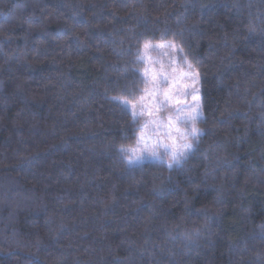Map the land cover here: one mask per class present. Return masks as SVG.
I'll list each match as a JSON object with an SVG mask.
<instances>
[{
  "label": "trees",
  "instance_id": "16d2710c",
  "mask_svg": "<svg viewBox=\"0 0 264 264\" xmlns=\"http://www.w3.org/2000/svg\"><path fill=\"white\" fill-rule=\"evenodd\" d=\"M162 34L201 73L172 171L113 100ZM0 264H264V0H0Z\"/></svg>",
  "mask_w": 264,
  "mask_h": 264
},
{
  "label": "snow or ice",
  "instance_id": "6c2138e0",
  "mask_svg": "<svg viewBox=\"0 0 264 264\" xmlns=\"http://www.w3.org/2000/svg\"><path fill=\"white\" fill-rule=\"evenodd\" d=\"M249 33L255 35L256 27L250 25ZM165 49H171L173 52L184 51L174 40H165L163 34L158 43L145 39L142 48H137V59L145 61L146 67L142 73L140 69H133L134 75L141 73L139 83L143 86L141 88H136L135 85L126 86L127 95L131 99L113 97V100L122 109L130 110L134 129L138 126L140 118L147 117L138 135L133 131V135L137 136L136 146L120 147V152L129 165L142 164L146 159L164 163L161 156L163 151L168 157L166 167L172 171L174 168L182 167L183 162L194 152L199 137L203 135L202 130L197 127V122L203 120L204 116L201 89L198 87L201 83L200 71L188 62L185 55L184 61L188 68L186 74L177 76L174 68L171 73L165 72L164 63L152 57L153 51ZM170 63L175 64V58ZM189 88L190 92L187 91ZM189 97L192 104L186 108L176 107L182 102L186 104ZM161 113H166V118L161 117ZM187 125H190V131L184 127ZM193 141H196V144ZM186 238L191 240L187 235Z\"/></svg>",
  "mask_w": 264,
  "mask_h": 264
},
{
  "label": "rangeland",
  "instance_id": "374dc122",
  "mask_svg": "<svg viewBox=\"0 0 264 264\" xmlns=\"http://www.w3.org/2000/svg\"><path fill=\"white\" fill-rule=\"evenodd\" d=\"M152 57H153L154 60H160V61H162L164 63L165 72L171 73L173 68L175 69V75H177V76L184 75V74H186L188 72L187 64L184 61V56H183L182 52H179V51L173 52L171 49L155 50V51L152 52ZM173 58H175V64L170 63V61ZM141 61L143 62V68L146 67L145 61H143V60H141ZM156 68L157 69L159 68L158 64L156 65ZM188 83H190V81H188ZM198 87H200V89H201V101H202L201 83H200V85H198ZM187 91L190 92L191 88L187 89ZM192 103L193 102H192L191 98L189 97L187 102H186V104L182 102L180 104H177L176 107L177 108H186L187 105H190ZM128 111L130 112V110H128ZM161 117L166 118V113H161ZM146 119H147V117L140 118V120H139V122L141 123L140 127L143 126V123H144V121ZM184 127H187L189 129V131H190V125H187V126H184ZM198 142H199V140H198ZM149 143H151V141H149ZM193 143L196 144V141H193ZM131 146H136V140ZM129 155H131V154L129 153ZM161 156H162L163 161L167 162L168 157L166 155H164L163 151H161ZM151 161H155V160L146 159L144 162H151Z\"/></svg>",
  "mask_w": 264,
  "mask_h": 264
}]
</instances>
